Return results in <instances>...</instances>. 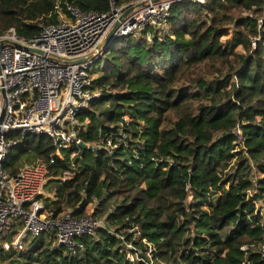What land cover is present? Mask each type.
I'll return each instance as SVG.
<instances>
[{"label":"trees","instance_id":"trees-1","mask_svg":"<svg viewBox=\"0 0 264 264\" xmlns=\"http://www.w3.org/2000/svg\"><path fill=\"white\" fill-rule=\"evenodd\" d=\"M67 2L0 0V34L15 29L33 39L59 21L57 5L67 13ZM69 3L111 11L109 0ZM170 20L161 38L117 40L105 69L92 70L102 97L78 118L89 121L78 135L86 150L73 146L57 157L47 136L13 135L22 144L4 169L15 176L46 163L39 201L48 216L93 217L103 226L78 241L82 248L57 247L52 233L0 261L264 264V0L185 1ZM66 172L72 176L63 181Z\"/></svg>","mask_w":264,"mask_h":264},{"label":"built area","instance_id":"built-area-1","mask_svg":"<svg viewBox=\"0 0 264 264\" xmlns=\"http://www.w3.org/2000/svg\"><path fill=\"white\" fill-rule=\"evenodd\" d=\"M109 1L111 11L103 14L82 12L69 0L64 14L63 7L57 5L59 21L43 26L30 40L20 37L15 29L0 34V256L13 246L16 251L23 250L27 234L39 238L43 233H55L57 247L76 250L82 248L79 240L95 236L102 227L93 217L77 220L70 213L60 218L48 216L39 201L49 180L46 163L27 166L15 176L4 169V163L13 158V150L22 144L13 135L47 136L57 149V157H62L63 150L80 147L79 132L89 121L81 123L78 118L102 97V91L93 88L94 64L117 40H151L152 33L163 36L171 28L175 4H206V0H132L121 5L118 0ZM117 22L120 25L114 39L101 50ZM252 44L256 49L257 39ZM235 134L241 139L240 129ZM71 176L66 172L62 180ZM17 222L23 224L24 231L11 244L8 230ZM135 231L141 235L139 228Z\"/></svg>","mask_w":264,"mask_h":264},{"label":"rangeland","instance_id":"rangeland-1","mask_svg":"<svg viewBox=\"0 0 264 264\" xmlns=\"http://www.w3.org/2000/svg\"><path fill=\"white\" fill-rule=\"evenodd\" d=\"M62 12L64 13V10H62ZM64 14H66V13H64ZM235 14V16H241V15H243L244 17L245 16H247V14L246 13H241V12H235L234 13ZM64 17H67L66 15H64ZM259 24H260V26L262 25V20H259ZM170 25H171V20H170ZM161 37H163V36H160V38ZM223 40V42H226L227 40H228V37L227 38H223L222 39ZM254 41V40H253ZM252 46H253V44H252ZM254 49V48H253ZM238 50L240 51V52H243V49H242V47H239L238 48ZM108 58V53H105L104 54V56L101 58V59H99L95 64H94V67H93V70L94 69H96V70H104L105 69V60ZM108 69H106V71H107ZM242 133V132H241ZM12 154H13V156H15L16 154H17V150L16 149H14L13 150V152H12ZM236 164V160L235 161H233V163H232V167H231V169L229 170V172H228V174L226 175V177H229L231 174H233L234 172H235V170H234V165ZM45 194V193H44ZM98 204V200H96V201H94V203L89 207V209H88V212L89 213H93V211H94V208H95V206ZM259 206V203L257 204V207ZM19 224V222H17V225ZM101 226H103V221H101ZM24 231V227H19V228H16V226H14V227H11L9 230H8V236H7V240L11 243V244H13V242L15 241V239H16V237H17V235L19 234V233H21V232H23ZM17 232H19L18 234H17ZM49 237H50V234H47V233H43L38 239L37 238H35L34 236H32L31 234H27V236H26V238H25V241H24V249L22 250V251H26L28 248H32V247H34L35 245H37L38 244V242H39V240L40 239H44L46 242H47V240L49 239ZM54 245H55V243H54ZM0 246H1V242H0ZM55 247V246H54ZM63 248H65V247H63ZM10 251H16V249H15V247L13 246L12 247V249L10 250ZM10 251H5L4 253H3V256L2 257H0V260H2L4 257H6V256H8L9 255V253H10ZM21 251V250H20ZM16 252H19V251H16ZM12 261V259H10V260H8V258L6 259V260H4V262H2V263H5V264H10V262ZM33 264H41L40 262H36V263H33Z\"/></svg>","mask_w":264,"mask_h":264},{"label":"water","instance_id":"water-1","mask_svg":"<svg viewBox=\"0 0 264 264\" xmlns=\"http://www.w3.org/2000/svg\"><path fill=\"white\" fill-rule=\"evenodd\" d=\"M129 12L125 13L123 17H125ZM119 25H120V22H117L113 29L111 30V32L108 34L107 38L105 39L104 43L100 46V49L102 50L104 48V46L106 44H108L110 41H112L114 39V34L116 33V31L118 30L119 28ZM80 147L83 149V150H86L88 148L87 145L85 144H81Z\"/></svg>","mask_w":264,"mask_h":264}]
</instances>
